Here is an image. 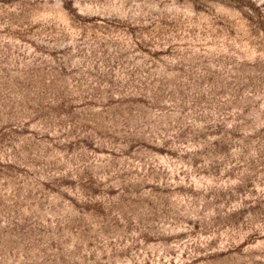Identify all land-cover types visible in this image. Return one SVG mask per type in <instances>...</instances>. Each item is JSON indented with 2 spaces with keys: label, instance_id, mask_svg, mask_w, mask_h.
<instances>
[{
  "label": "rangeland",
  "instance_id": "rangeland-1",
  "mask_svg": "<svg viewBox=\"0 0 264 264\" xmlns=\"http://www.w3.org/2000/svg\"><path fill=\"white\" fill-rule=\"evenodd\" d=\"M0 264H264V0H0Z\"/></svg>",
  "mask_w": 264,
  "mask_h": 264
}]
</instances>
